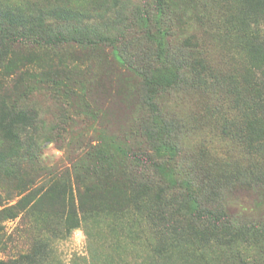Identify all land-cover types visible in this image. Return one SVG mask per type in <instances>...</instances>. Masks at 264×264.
I'll list each match as a JSON object with an SVG mask.
<instances>
[{
	"label": "rangeland",
	"instance_id": "rangeland-1",
	"mask_svg": "<svg viewBox=\"0 0 264 264\" xmlns=\"http://www.w3.org/2000/svg\"><path fill=\"white\" fill-rule=\"evenodd\" d=\"M161 2L0 0V113L32 117L21 144L0 133V153L16 152L0 165V264H264V147H249L264 137V22L251 25L260 36H237L253 31L249 17L264 15V2ZM48 10L89 21L35 25ZM7 11L30 23L5 25ZM194 60L207 71L194 73ZM143 76L174 84L150 92ZM161 144L175 154L158 157L162 172L146 168L150 200L134 208L114 178L124 165L117 148L155 158ZM102 173L108 183L98 186ZM157 189L153 228L141 216L158 205ZM192 204L208 212L197 221L228 223L238 237L190 236ZM170 205L180 214L166 230Z\"/></svg>",
	"mask_w": 264,
	"mask_h": 264
},
{
	"label": "trees",
	"instance_id": "trees-1",
	"mask_svg": "<svg viewBox=\"0 0 264 264\" xmlns=\"http://www.w3.org/2000/svg\"><path fill=\"white\" fill-rule=\"evenodd\" d=\"M253 1V0H250ZM159 5L161 6L162 2L161 0H158ZM264 2V0H263ZM161 9V8H160ZM160 10L158 9V12ZM50 18L49 20H53L57 23H62L64 25H73V26H84L89 21V17L87 14H81L77 11H71V10H48L46 12H40L36 18L33 19V23L35 25L41 27L43 24H45V21ZM264 15L259 16H250L249 21L251 22L249 25L255 24V26L260 22H264ZM3 22L5 25H8L11 28L16 27H26L28 23H30L29 19H23L19 15L15 14V12L7 11L3 15ZM248 25V27H249ZM249 27V29H250ZM257 27V26H256ZM256 27H251L253 29L252 32L244 31H238V39L242 40H251V37L257 36L259 34V30ZM256 28V29H255ZM84 29V28H83ZM249 33V34H248ZM237 34V32H236ZM109 37H107L108 39ZM190 38H187V42H190ZM116 59L123 63L124 66L131 67L130 63L127 61H124L122 56L118 53L115 54ZM192 71L194 73H205L207 71L206 67L200 60H194V65L192 68ZM145 81V86L149 89L150 92L157 91V87H170L174 84V80L172 77H155L151 79L150 77L143 76ZM262 100V99H261ZM145 107H149L150 109L153 107L150 103V101H145ZM253 121H257V119H260L262 123L263 116L260 114H255L253 116ZM32 121V117L27 113L23 111L19 112H6L1 111L0 113V133L2 136V139L4 142L9 143L11 145H19L22 142V136L25 132V128L29 127ZM251 121L248 124V129L251 131L252 134H257V131L254 129V122ZM264 136V131H263ZM264 138V137H262ZM258 139V145L255 147L251 146V150L257 151L259 148L264 147V140ZM256 144V141H255ZM154 149L155 152V158L152 156L142 153V152H130L129 150H126L124 148H117V152L122 156L121 163L124 164L120 169H118L114 175L115 181L118 182V185H123L126 192L128 193L129 203L130 206L134 208L141 207V204H144L149 199L150 192L148 190L147 184L144 182L145 177V170L148 167H151V169H155L156 172H162L163 165H161L158 161V157L165 156V153L168 154L169 158L171 159L172 156L175 154V150L172 148L167 147L166 144L157 145ZM16 155V152L14 149L10 151V153L3 155L0 153V165L6 162L7 160L13 159ZM104 158H99V160H103ZM163 160L161 157L160 160ZM102 164V165H101ZM100 166H103V163L100 162ZM103 168V167H102ZM96 183L99 185L108 183L107 175L102 173L101 177H98L96 179ZM87 188V187H86ZM138 188V189H137ZM162 189H157L155 194L152 196L155 202H157L158 205H156L153 201H151V205L148 203L146 204L148 210L144 212V214L141 216V218L148 219L152 221V227L155 228L157 226L156 219H159L163 213L159 209V203H162ZM204 210H200L195 204L189 205L186 208V211L184 212L185 215L189 217V221L185 222V228L184 231H186L190 236L202 239V240H211V239H220V241H223L224 244L230 245L233 242V238L238 237V230H231L229 227L230 225L228 223L222 224L218 221H215V224L208 228L206 225H203L200 221H197V219H208V212L207 215L204 214ZM203 213V215L201 214ZM180 212L176 209L175 205L169 206L168 211V223L170 220L173 221L170 225L167 223L166 230L169 229H176L174 228L176 224L178 223L177 219H179ZM165 215V214H164ZM212 219V218H211ZM214 221V220H213ZM176 223V224H175ZM199 223V224H198ZM159 234V233H158ZM222 239V240H221ZM248 239V238H247ZM249 240V239H248ZM247 241V240H245ZM264 245V244H263ZM259 255V261H264V254L260 251L256 254V256ZM242 264H257V261L254 257L250 258L249 261H243Z\"/></svg>",
	"mask_w": 264,
	"mask_h": 264
}]
</instances>
